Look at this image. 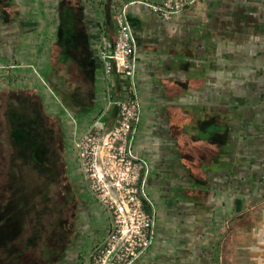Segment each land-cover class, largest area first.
Here are the masks:
<instances>
[{"label": "crops", "instance_id": "1", "mask_svg": "<svg viewBox=\"0 0 264 264\" xmlns=\"http://www.w3.org/2000/svg\"><path fill=\"white\" fill-rule=\"evenodd\" d=\"M161 1L0 0V152L1 145L15 152L16 169L5 176L13 196L0 203V264L1 247L8 263L48 255L10 253L20 243L18 200L34 192L31 169L47 148L37 142L39 116L45 124L57 119L74 147L95 118L108 122L109 102L125 96L122 77L105 75L99 58L121 8L137 43L133 150L149 163L145 188L155 213L153 242L132 264H215L224 224L264 188V0H199L169 19L150 7ZM73 72L89 83L77 105L59 93L70 94ZM77 172L68 173L83 193L74 195V237L51 264L80 262L109 229L108 213Z\"/></svg>", "mask_w": 264, "mask_h": 264}, {"label": "built area", "instance_id": "2", "mask_svg": "<svg viewBox=\"0 0 264 264\" xmlns=\"http://www.w3.org/2000/svg\"><path fill=\"white\" fill-rule=\"evenodd\" d=\"M197 1L162 0L150 7L169 19ZM116 25L114 39L101 41L99 58L105 75L122 77L125 96L109 102V107H118L111 126L98 116L74 143L87 190L110 220L106 236L89 251L84 264H132L154 236L155 213L145 188L149 163L133 150L141 104L135 80L137 43L124 8L116 15Z\"/></svg>", "mask_w": 264, "mask_h": 264}, {"label": "rangeland", "instance_id": "3", "mask_svg": "<svg viewBox=\"0 0 264 264\" xmlns=\"http://www.w3.org/2000/svg\"><path fill=\"white\" fill-rule=\"evenodd\" d=\"M69 80L73 83L72 90L70 94L60 90V99L63 103L77 105L79 101L87 99L89 83L79 80L76 72L71 73ZM54 120V124L48 120L45 124L40 116L37 120L38 131L42 132L37 142L46 141L47 148L46 151L42 149L37 151L38 159L42 160L41 167L31 169L34 181L32 180L31 186L27 185L34 192L31 191V196L24 194L25 198L18 200L22 210L21 221L16 222L17 225L19 224L20 243L12 247L11 252L9 251L10 253L19 251L39 257L48 254L44 260L40 259L38 264H51V259L57 261L63 249L73 239L74 195L77 194L80 199L83 197L82 188L73 187L72 181L68 179V173H78L73 144L70 138L64 139L60 125H57V119ZM4 132L1 125V140ZM0 159L1 203L13 196V183L8 182L5 176L10 177L15 174L13 163L15 152L1 145ZM44 162L49 165L45 166ZM26 169L24 174L29 168ZM19 193L17 192L16 197ZM254 196L247 200L245 209L231 216L221 229L215 264H264V188L260 191L257 189ZM89 251L86 254L82 252L80 262L76 264H84ZM3 253L5 250L1 247V264H15L3 262Z\"/></svg>", "mask_w": 264, "mask_h": 264}, {"label": "water", "instance_id": "4", "mask_svg": "<svg viewBox=\"0 0 264 264\" xmlns=\"http://www.w3.org/2000/svg\"><path fill=\"white\" fill-rule=\"evenodd\" d=\"M117 110H118V107L117 105H114L110 111V115H109V122H108V125H112L113 122H114V119L116 117V114H117Z\"/></svg>", "mask_w": 264, "mask_h": 264}, {"label": "flooded vegetation", "instance_id": "5", "mask_svg": "<svg viewBox=\"0 0 264 264\" xmlns=\"http://www.w3.org/2000/svg\"><path fill=\"white\" fill-rule=\"evenodd\" d=\"M61 130V129H60Z\"/></svg>", "mask_w": 264, "mask_h": 264}]
</instances>
